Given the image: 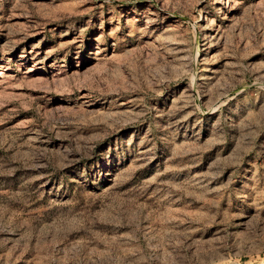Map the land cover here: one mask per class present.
<instances>
[{"label": "rangeland", "instance_id": "374dc122", "mask_svg": "<svg viewBox=\"0 0 264 264\" xmlns=\"http://www.w3.org/2000/svg\"><path fill=\"white\" fill-rule=\"evenodd\" d=\"M0 264H264V0H0Z\"/></svg>", "mask_w": 264, "mask_h": 264}]
</instances>
